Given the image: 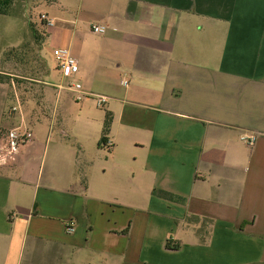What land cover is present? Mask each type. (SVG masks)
<instances>
[{
    "label": "crops",
    "instance_id": "1",
    "mask_svg": "<svg viewBox=\"0 0 264 264\" xmlns=\"http://www.w3.org/2000/svg\"><path fill=\"white\" fill-rule=\"evenodd\" d=\"M58 5L43 44L78 72L54 86L105 96L94 158L131 142L139 171L127 178L116 155L84 170L86 143L32 132L6 155L1 111L0 264H264V0ZM9 95L0 83L2 105Z\"/></svg>",
    "mask_w": 264,
    "mask_h": 264
},
{
    "label": "rangeland",
    "instance_id": "2",
    "mask_svg": "<svg viewBox=\"0 0 264 264\" xmlns=\"http://www.w3.org/2000/svg\"><path fill=\"white\" fill-rule=\"evenodd\" d=\"M51 1L9 0L8 6L3 7L6 15L0 14V83L10 92V97L8 107L0 100V112L14 119L11 129L21 126L42 139L47 136L48 142H66L76 151L75 142L86 143L91 160L81 164L84 170L108 168L116 155L123 157L127 178L136 177L140 153L131 142L115 155L101 145V153L94 158L96 152L90 142H100L102 138L106 106L96 107L92 99L80 102L76 93L54 86L64 81L52 58L54 47H45L43 41L45 28L60 26V22L47 16L54 24L42 26L39 16L64 10L59 5L47 6ZM110 134L107 137L112 141Z\"/></svg>",
    "mask_w": 264,
    "mask_h": 264
},
{
    "label": "built area",
    "instance_id": "3",
    "mask_svg": "<svg viewBox=\"0 0 264 264\" xmlns=\"http://www.w3.org/2000/svg\"><path fill=\"white\" fill-rule=\"evenodd\" d=\"M39 19L45 24V26H52L54 21L48 18L45 14H41ZM106 31V28L101 25H92L91 32L95 35H102ZM52 58L55 62L57 69L60 71L63 78L74 80L78 72V64L76 59L70 54V52L65 48H55L52 50ZM66 88L78 95V100H81L83 97L82 87L79 83L73 81L71 84L66 86ZM96 107H103L107 103V98L101 95H89ZM246 140L245 138H243ZM31 140V135L27 129H23L21 126L10 129L7 132V146H6V155H10L16 152L18 145L22 142H28ZM254 140L253 137L248 139V143H252ZM67 233L73 231L71 223H68L66 226Z\"/></svg>",
    "mask_w": 264,
    "mask_h": 264
},
{
    "label": "trees",
    "instance_id": "4",
    "mask_svg": "<svg viewBox=\"0 0 264 264\" xmlns=\"http://www.w3.org/2000/svg\"><path fill=\"white\" fill-rule=\"evenodd\" d=\"M54 0H52L51 2H53ZM50 2V3H51ZM8 3H9V0H0V14L1 15H6V10L3 9V7H7L8 6ZM40 17V16H39ZM40 24L42 26H45V24L40 20ZM110 115L109 114H106L105 115V119H104V125H103V129H102V133L103 135H105L107 132H108V129H109V126H110ZM105 140L104 137H102L100 139V143H103ZM166 246H168V242L166 243Z\"/></svg>",
    "mask_w": 264,
    "mask_h": 264
}]
</instances>
